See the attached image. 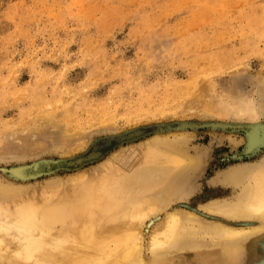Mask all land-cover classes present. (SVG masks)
I'll use <instances>...</instances> for the list:
<instances>
[{"label": "rangeland", "instance_id": "rangeland-1", "mask_svg": "<svg viewBox=\"0 0 264 264\" xmlns=\"http://www.w3.org/2000/svg\"><path fill=\"white\" fill-rule=\"evenodd\" d=\"M200 82L201 107L185 106ZM244 95L264 103V0H0V176L16 191L39 198L55 183L66 193L115 150L131 171L156 133L184 136L204 165L170 208L221 221L202 207L234 192L217 174L264 158V137L253 141L264 115L223 111L230 96ZM247 124L258 125L246 134ZM67 127L82 129L85 146L65 152ZM168 210L141 224L143 264H264V238L231 262L208 236L200 248L153 256L147 240ZM5 256L0 264H18Z\"/></svg>", "mask_w": 264, "mask_h": 264}, {"label": "bare ground", "instance_id": "bare-ground-1", "mask_svg": "<svg viewBox=\"0 0 264 264\" xmlns=\"http://www.w3.org/2000/svg\"><path fill=\"white\" fill-rule=\"evenodd\" d=\"M204 86L200 82L194 95L185 98V106H200L197 99ZM247 95L230 96L225 108L221 106L225 114L247 121L260 119L264 103L256 105ZM45 119L52 118L46 115ZM64 130L69 144L66 153L73 144L85 146L84 140L78 141L82 129ZM253 133V141H260L264 127ZM187 146L184 136L156 133L141 147L143 158L131 171L120 166V151L115 150L92 177H74L71 191L60 193L61 188L51 183L39 198L16 191L14 183L0 176V256L7 255L18 264H143L141 224L156 212L168 210L173 200L186 198L195 188V178L187 175L203 168L202 155L190 153ZM217 175L232 184L234 192L202 207L222 220L201 221L196 213L170 208L148 237L147 248L153 256L170 249L200 248L206 245L203 236H208L210 244L219 246V255L231 262L248 252L256 239L264 238V158L231 165ZM239 220L244 221L236 223Z\"/></svg>", "mask_w": 264, "mask_h": 264}, {"label": "water", "instance_id": "water-1", "mask_svg": "<svg viewBox=\"0 0 264 264\" xmlns=\"http://www.w3.org/2000/svg\"><path fill=\"white\" fill-rule=\"evenodd\" d=\"M254 125H258V124H247V125H241V127H243V129L245 130V132H246V134H247V128H246V127H248V126H254ZM248 148H249V145H248ZM96 153H97V152H96ZM96 153L93 154V155H90V154H89V156H95ZM82 158H83V157L77 159V162H80Z\"/></svg>", "mask_w": 264, "mask_h": 264}]
</instances>
